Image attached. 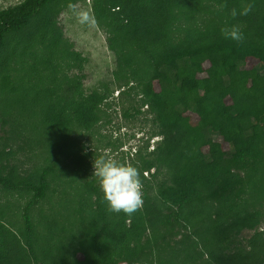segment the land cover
I'll return each mask as SVG.
<instances>
[{
    "label": "rangeland",
    "instance_id": "1",
    "mask_svg": "<svg viewBox=\"0 0 264 264\" xmlns=\"http://www.w3.org/2000/svg\"><path fill=\"white\" fill-rule=\"evenodd\" d=\"M23 1L0 0V10ZM248 3L253 11L233 19L231 9ZM220 5L226 7L221 10ZM77 10L89 12L95 24H80ZM263 15L264 0H54L27 28L9 35L0 50V172L18 182L34 179L48 165L54 168L45 199L30 212L41 259L66 264H201L198 257H210L201 252L207 251L206 245L209 251L222 249L221 255L249 251L264 231V157L244 194L192 209L189 222L176 223L170 233L161 224L151 232L123 212H109L93 165L107 152L137 167L144 203L151 199L164 208L158 194L171 183V170L159 165L143 172L144 162L157 158L162 139L144 95L152 61L171 45L230 40L221 29L232 25L241 26L246 40L263 43ZM154 19L161 27L150 23ZM146 32L163 36L158 41ZM258 65L249 60V67ZM94 94L104 99L94 111L97 120L87 125L81 100ZM212 148L234 150L218 136ZM76 158L83 159V172ZM89 183L98 188L96 193L84 186ZM31 197V192L0 185V264H34L24 260L23 209ZM214 236L220 237V244L213 243Z\"/></svg>",
    "mask_w": 264,
    "mask_h": 264
},
{
    "label": "trees",
    "instance_id": "2",
    "mask_svg": "<svg viewBox=\"0 0 264 264\" xmlns=\"http://www.w3.org/2000/svg\"><path fill=\"white\" fill-rule=\"evenodd\" d=\"M52 2L24 0L17 6L0 10V50L6 46L9 35L27 28ZM259 22L264 24V15ZM150 23L159 27L162 24L158 19ZM132 35L141 36L140 33ZM145 36L159 41L163 34L146 32ZM249 60H256L259 65L249 67ZM152 66V79L146 82L144 95L161 127L162 139L157 158L144 162L143 172L159 165L171 170V183L164 184L158 194L167 213H163L164 208L155 200L148 199L143 209L130 217L151 232L161 224L170 233L175 232L176 223L189 222L194 213L192 209L222 202L233 195L240 197L249 177L258 170L264 157V42L210 40L197 46L171 45L163 48ZM103 99L94 94L81 100L80 112L87 125L97 120L94 111ZM215 136L234 150L213 149ZM76 160L78 171L83 172V159ZM53 171L48 165L34 179L18 182L0 172V185L6 189L32 193L23 209L27 248L24 260L30 259L34 264H66L63 261L47 263L39 257L30 215L31 209L45 199L48 175ZM84 186L90 188L89 192L98 191L93 183ZM98 206L104 213L102 201ZM124 220L121 217L122 226ZM213 239V243L220 244L219 236ZM206 248L207 251L202 248L201 252L210 257L206 260L198 257L201 264H237L239 260V264H264V231L252 241L246 253L221 255L218 253L222 249L219 252L218 248L210 247V251L207 245ZM10 264L23 263L15 260Z\"/></svg>",
    "mask_w": 264,
    "mask_h": 264
},
{
    "label": "clouds",
    "instance_id": "3",
    "mask_svg": "<svg viewBox=\"0 0 264 264\" xmlns=\"http://www.w3.org/2000/svg\"><path fill=\"white\" fill-rule=\"evenodd\" d=\"M222 10L226 5H220ZM254 5L248 3L239 10L231 9L233 19L238 16H247L253 11ZM76 16L80 24L94 25L95 20L91 14L84 10H77ZM221 33L225 39L243 43L245 35L240 25L224 27ZM94 177L98 179L103 199L108 205V211L123 212L131 216L143 206V181L137 167L122 162L112 154L105 152L94 161Z\"/></svg>",
    "mask_w": 264,
    "mask_h": 264
}]
</instances>
